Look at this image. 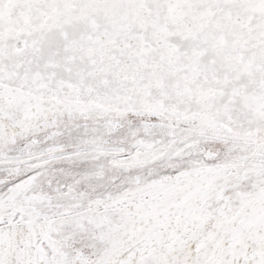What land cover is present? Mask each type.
Masks as SVG:
<instances>
[{"label":"snow or ice","instance_id":"obj_1","mask_svg":"<svg viewBox=\"0 0 264 264\" xmlns=\"http://www.w3.org/2000/svg\"><path fill=\"white\" fill-rule=\"evenodd\" d=\"M0 264H264V0H0Z\"/></svg>","mask_w":264,"mask_h":264}]
</instances>
